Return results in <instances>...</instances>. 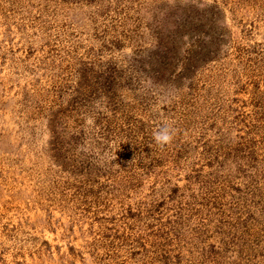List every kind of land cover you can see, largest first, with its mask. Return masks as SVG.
<instances>
[{
	"label": "rangeland",
	"instance_id": "rangeland-1",
	"mask_svg": "<svg viewBox=\"0 0 264 264\" xmlns=\"http://www.w3.org/2000/svg\"><path fill=\"white\" fill-rule=\"evenodd\" d=\"M0 264H264V0H0Z\"/></svg>",
	"mask_w": 264,
	"mask_h": 264
},
{
	"label": "clouds",
	"instance_id": "clouds-1",
	"mask_svg": "<svg viewBox=\"0 0 264 264\" xmlns=\"http://www.w3.org/2000/svg\"><path fill=\"white\" fill-rule=\"evenodd\" d=\"M174 138V128L170 123L164 121L153 132V141L159 147L167 146L172 142Z\"/></svg>",
	"mask_w": 264,
	"mask_h": 264
}]
</instances>
